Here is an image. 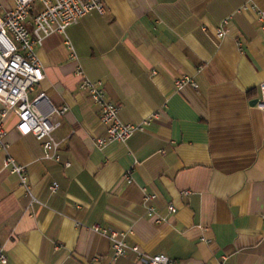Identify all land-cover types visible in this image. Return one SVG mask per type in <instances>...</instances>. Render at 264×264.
Wrapping results in <instances>:
<instances>
[{"label":"crops","instance_id":"crops-1","mask_svg":"<svg viewBox=\"0 0 264 264\" xmlns=\"http://www.w3.org/2000/svg\"><path fill=\"white\" fill-rule=\"evenodd\" d=\"M103 2L106 13L90 12L67 29L78 61L64 34L36 46L44 79L31 96L44 92L54 106H69L57 132L62 162L43 158L42 143L18 131L14 112L4 121L8 152L26 166L40 201L4 168L1 151L8 264H145L132 251L113 263L110 239L95 224L128 232L130 243L173 264H264V109L255 102L264 81L257 16L264 0ZM14 5L0 0V15ZM78 65L103 82L124 122L157 116L126 143L99 149L106 129L79 88ZM182 77L196 86L178 88ZM148 194L155 197L146 201ZM148 205L162 222L148 216Z\"/></svg>","mask_w":264,"mask_h":264},{"label":"built area","instance_id":"built-area-1","mask_svg":"<svg viewBox=\"0 0 264 264\" xmlns=\"http://www.w3.org/2000/svg\"><path fill=\"white\" fill-rule=\"evenodd\" d=\"M14 1V7L0 15V102L3 104L0 112V152H7L4 157V168L18 176L21 186L33 203L40 201L32 192L26 166L19 163L8 152L4 121L11 112H14L18 117V131L23 135H34L42 143L43 158L62 162L63 139L58 136L57 132L69 106L61 108L54 106L44 92H40L35 97L31 96L35 87L44 79L36 46L53 33L64 34L71 59L78 61L79 56L67 35V29L90 12L106 13V6L103 0ZM257 16L264 29V9L258 10ZM228 22L229 18H226L216 28L218 37L222 38L227 34ZM76 73L80 78L79 88L84 90L97 106L100 123L106 129L105 135L96 138L95 144L99 149L113 142L126 143L136 131L143 130L150 120L157 116L154 114L152 118H146L140 124L124 122L120 116V107L109 99L103 82L90 78L81 65H78ZM188 83L196 86L190 77L177 79L176 86L181 88ZM258 105L264 109V81L260 84ZM63 164L68 167L71 163L63 161ZM124 176L129 183L133 181L132 170H128ZM50 189L56 192L59 184H52ZM154 197L148 194L145 200L150 201ZM147 211L148 216L156 222L164 220L156 212L154 206L148 205ZM169 211L176 212L177 207L170 204ZM91 228L109 237L113 263L125 256L127 252L132 251L145 264H173L166 254H150L142 250L138 244L130 243L127 240L128 232L126 231L111 227L104 228L99 224ZM0 264H8L6 244L0 245Z\"/></svg>","mask_w":264,"mask_h":264},{"label":"water","instance_id":"water-1","mask_svg":"<svg viewBox=\"0 0 264 264\" xmlns=\"http://www.w3.org/2000/svg\"><path fill=\"white\" fill-rule=\"evenodd\" d=\"M255 102L257 103V102H258V100H255Z\"/></svg>","mask_w":264,"mask_h":264}]
</instances>
